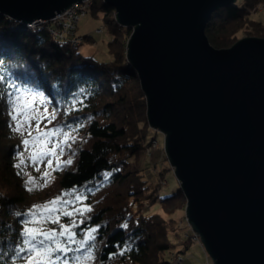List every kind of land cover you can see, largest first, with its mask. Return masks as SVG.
Returning a JSON list of instances; mask_svg holds the SVG:
<instances>
[{
  "label": "trees",
  "instance_id": "16d2710c",
  "mask_svg": "<svg viewBox=\"0 0 264 264\" xmlns=\"http://www.w3.org/2000/svg\"><path fill=\"white\" fill-rule=\"evenodd\" d=\"M262 2L245 0L240 5L237 1L216 11L206 30L211 44L218 49L230 48L239 33L264 39V22L252 17ZM89 3L87 11L101 14L113 36L108 43L112 61L101 62L82 54L80 46L86 40L95 41L91 36H78V27L75 37L80 41L74 42L69 35L53 33L62 31L58 22L30 27L0 14V75L45 96L52 111L58 112L49 126L72 123L77 128L72 133L75 142L70 141L71 149L65 147L61 157L64 161L71 156L73 164L54 171L53 182L47 187L29 192L26 176L18 174L21 170L15 167L25 137L11 127L10 106L3 95L11 90L0 88V253L11 261L9 250L20 240L25 217H17L16 212H26L35 204L76 189L68 198L86 196L78 208L92 209L83 216L76 213L77 239L85 230L97 229L95 259L89 264H175L173 254L181 256L192 244L181 231L183 224L178 225L173 218L185 210L187 199L181 187L161 196L163 184L145 179L139 164L156 139H149L147 98L127 57L133 28L119 24L115 9L104 0ZM73 99L82 103L69 113L67 101ZM156 203L164 214H147L144 205ZM70 219L63 216L61 221L69 223ZM80 219L84 223L80 224Z\"/></svg>",
  "mask_w": 264,
  "mask_h": 264
},
{
  "label": "water",
  "instance_id": "95a60500",
  "mask_svg": "<svg viewBox=\"0 0 264 264\" xmlns=\"http://www.w3.org/2000/svg\"><path fill=\"white\" fill-rule=\"evenodd\" d=\"M83 1L0 0V14L33 27ZM104 1L133 28L128 61L189 226L213 264H264V39L211 44L213 14L237 0Z\"/></svg>",
  "mask_w": 264,
  "mask_h": 264
},
{
  "label": "snow or ice",
  "instance_id": "6c2138e0",
  "mask_svg": "<svg viewBox=\"0 0 264 264\" xmlns=\"http://www.w3.org/2000/svg\"><path fill=\"white\" fill-rule=\"evenodd\" d=\"M6 87L11 91L3 92L10 106L9 116L13 124L12 130L22 137L27 132V137L22 140L24 151L17 155L18 163L15 164L20 173L27 177L25 186L29 192L36 189L47 187L50 183L51 172L44 171L40 177L44 181L40 184L37 179L23 169L31 163L33 166L37 163L47 164V168L52 171L61 170L73 164L71 156L67 160L62 161L65 147L71 149V142H75L76 137L72 135L77 131L76 126L72 123H65L63 126L53 128H41V123L47 120L51 124L56 120L58 112L56 109L49 112L47 101L42 93H38L27 87L20 85L15 80H7L4 75H0V88ZM84 90L81 89V93ZM77 103L82 101L73 99L67 101V111L70 113ZM40 105H43L41 111ZM33 122L35 127L33 128ZM79 126H83L82 122ZM35 132V135H33ZM51 144L52 147L48 145ZM59 150V151H57ZM27 152V157L25 153ZM55 160V167H53ZM39 171V168H36ZM76 193V189L71 192H65L63 196H57L55 199L42 204H35L28 208L26 212H16L17 217L24 216L22 222V230L19 232L20 240L17 246L9 251L12 255L11 261L5 260L3 253H0V264H89L94 261V249L96 247V237L94 233L96 228L85 230L80 239H77L78 222L74 217V213H80L81 216L85 212H91L90 207L76 208L74 211H68L58 207L62 202L72 204V200H64V196H72ZM86 196L76 194L75 201L86 199ZM72 218L69 223H61L60 215ZM56 225V228L46 227L47 224ZM79 223H84L83 219ZM127 227V225H123Z\"/></svg>",
  "mask_w": 264,
  "mask_h": 264
},
{
  "label": "rangeland",
  "instance_id": "374dc122",
  "mask_svg": "<svg viewBox=\"0 0 264 264\" xmlns=\"http://www.w3.org/2000/svg\"><path fill=\"white\" fill-rule=\"evenodd\" d=\"M240 5L244 4L245 0H237ZM252 17L254 19H261L264 22V0L263 2L257 7V9L253 12ZM102 28V33H98L97 30ZM78 36H91L92 39L95 41L89 42L85 41L80 46V52L87 56H93L96 60L101 62H109L112 61V56L108 52V43L112 40L113 36L109 32L108 27L101 19V14L97 16L94 12L89 9L87 13H85L78 24L77 30ZM245 37H257L261 38L260 36H249L244 33H239L237 38V42ZM236 42V43H237ZM41 111L43 110V105L39 106ZM49 112L52 111L50 106L47 104ZM45 125L47 128H53V126H49L47 120L41 123V128L44 129ZM35 127V123L33 122V128ZM20 135V134H19ZM27 132H25L24 137H27ZM35 135V132H33ZM156 142H151L149 146L146 148L145 152L140 157L141 168L143 169V174L145 179L149 182L158 183L161 182L160 188V195L167 196L175 192L180 187V182L175 174L174 168L171 166L166 150H165V135L158 130L151 128L149 139L154 138ZM52 147L51 144L48 145ZM24 151V145L21 149V152ZM59 151V150H57ZM27 157V152L25 153ZM18 163V160H17ZM39 168V171H36V168ZM53 167H55V160H53ZM24 172L29 173L31 176L35 177L40 184H43L44 181L40 179L42 173L44 171H50L52 179L50 180L51 184L54 178V171L47 168V164L45 163H37V165L33 166L31 163H28V166L23 169ZM27 178V177H26ZM48 184V185H49ZM64 200H72V204L61 203L58 207L63 208L68 211H74L76 208L81 205L82 201H75V199H69L68 196L64 197ZM187 202V201H186ZM187 206V203H186ZM144 209L146 210L147 214L151 213H163L162 208L160 207L159 203L153 204L150 207H147V204L144 205ZM60 215V219H62L63 215ZM168 216V215H167ZM76 218V213H74V217ZM173 218L177 220L178 225L183 224L182 232L185 238H189L191 241V245L188 249L185 250L181 256L177 254H173L175 264H213L211 257L208 255L205 247L198 238V235L191 229L188 224L187 217H186V208L184 211H179L173 215ZM62 223V221H61ZM46 227L56 228L52 224H47ZM176 243L180 244V240H175ZM90 263V262H89Z\"/></svg>",
  "mask_w": 264,
  "mask_h": 264
},
{
  "label": "built area",
  "instance_id": "2783aa9c",
  "mask_svg": "<svg viewBox=\"0 0 264 264\" xmlns=\"http://www.w3.org/2000/svg\"><path fill=\"white\" fill-rule=\"evenodd\" d=\"M89 6H90L89 0H85L82 3L74 4L70 9L65 11L63 14L58 15L56 18L51 20L58 22L62 26L61 32L59 30H55L53 33L57 34V36L60 35V37H63L64 34L69 35L73 37L74 42H79L80 39L75 37V33L81 17L87 12ZM97 32L102 33V28L98 29ZM155 142L156 140L153 141V143Z\"/></svg>",
  "mask_w": 264,
  "mask_h": 264
}]
</instances>
